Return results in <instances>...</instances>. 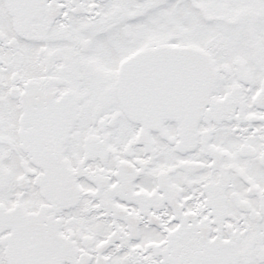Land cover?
I'll return each mask as SVG.
<instances>
[{
    "label": "snow or ice",
    "instance_id": "obj_1",
    "mask_svg": "<svg viewBox=\"0 0 264 264\" xmlns=\"http://www.w3.org/2000/svg\"><path fill=\"white\" fill-rule=\"evenodd\" d=\"M0 264H264V0H0Z\"/></svg>",
    "mask_w": 264,
    "mask_h": 264
}]
</instances>
